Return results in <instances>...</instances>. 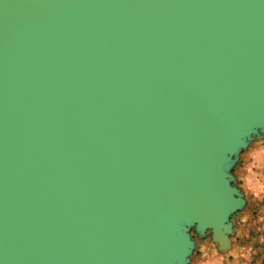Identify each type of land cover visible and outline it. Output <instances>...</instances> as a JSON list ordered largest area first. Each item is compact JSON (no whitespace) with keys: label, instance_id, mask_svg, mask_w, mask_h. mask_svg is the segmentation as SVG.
Returning <instances> with one entry per match:
<instances>
[{"label":"water","instance_id":"water-1","mask_svg":"<svg viewBox=\"0 0 264 264\" xmlns=\"http://www.w3.org/2000/svg\"><path fill=\"white\" fill-rule=\"evenodd\" d=\"M261 138L264 0H0V264L224 253Z\"/></svg>","mask_w":264,"mask_h":264},{"label":"crops","instance_id":"crops-1","mask_svg":"<svg viewBox=\"0 0 264 264\" xmlns=\"http://www.w3.org/2000/svg\"><path fill=\"white\" fill-rule=\"evenodd\" d=\"M246 205L236 215L231 247L222 253L211 237L196 240L189 264H264V138L240 153L233 168Z\"/></svg>","mask_w":264,"mask_h":264},{"label":"rangeland","instance_id":"rangeland-1","mask_svg":"<svg viewBox=\"0 0 264 264\" xmlns=\"http://www.w3.org/2000/svg\"><path fill=\"white\" fill-rule=\"evenodd\" d=\"M258 141V139L257 140H254L250 145H249V147H253L255 144H256V142ZM248 147V148H249Z\"/></svg>","mask_w":264,"mask_h":264}]
</instances>
